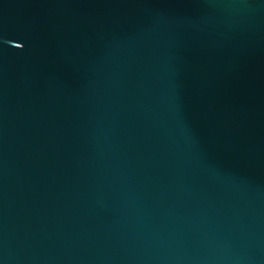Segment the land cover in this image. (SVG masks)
<instances>
[{
  "label": "water",
  "instance_id": "95a60500",
  "mask_svg": "<svg viewBox=\"0 0 264 264\" xmlns=\"http://www.w3.org/2000/svg\"><path fill=\"white\" fill-rule=\"evenodd\" d=\"M0 264H264V0H0Z\"/></svg>",
  "mask_w": 264,
  "mask_h": 264
}]
</instances>
